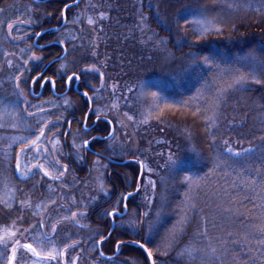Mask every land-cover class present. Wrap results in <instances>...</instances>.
I'll return each instance as SVG.
<instances>
[{"label": "trees", "instance_id": "16d2710c", "mask_svg": "<svg viewBox=\"0 0 264 264\" xmlns=\"http://www.w3.org/2000/svg\"><path fill=\"white\" fill-rule=\"evenodd\" d=\"M88 2L89 0H82L80 7H74L67 12L70 21L67 27L72 28L73 33L82 38L74 42L75 48L73 42H66L68 48L66 65L70 71L74 63L80 68L92 63L97 66L105 65L101 69L105 73V87L111 91L113 84L118 85V95L137 94L140 89L138 85L143 82L147 84V92L155 91L162 97L161 107L163 102L180 106L185 101L207 106L211 103L216 89L226 86L237 69L242 72L246 70L249 66L250 53L254 52L257 56L264 54V17L243 11L232 13L225 21L227 26L222 36L203 38L191 50L185 46L184 39L181 38H185L187 43H193L194 37L193 33L186 32L183 26L177 30L175 23L177 13L182 9L197 12L208 9L210 16L222 17L227 12L223 0H143L142 9L141 0H91L92 3L103 4V10L107 12L109 19L99 22L95 29L87 25L86 19L82 25L73 26L71 24L73 19L70 17L81 16V10ZM65 4H69V1L52 0L40 4L32 0H0V9H4V12L0 13V21H3L0 24V62L3 64L0 73V106L9 104L11 106L15 91L14 84L10 82L15 67L11 69L7 66L3 53L15 52L19 56L20 48L27 47L23 40L13 41L8 36L7 22L25 20L31 16L33 18L32 27L29 29L31 36L36 31H44L54 23L60 24L62 18L59 13ZM157 5L159 20L155 18ZM140 11L149 17V28L145 32H141L137 26ZM88 14L93 13L90 10ZM233 24L236 30H233ZM27 27L26 24L20 26V33L22 34ZM153 33L158 34V37L153 36ZM67 34L65 28L64 35L68 36ZM13 35H16L15 27ZM150 36H153L151 41ZM28 38L25 37V40ZM157 38L168 41L166 48L156 43ZM178 40L180 43H177ZM93 41L98 47H92ZM93 51L97 53L95 57L92 56ZM189 51L208 55L216 66L209 71L206 66L190 64L183 59L184 53ZM44 54L47 57L58 55L60 49L57 47L47 49ZM15 63L14 60V66ZM129 87L135 91L129 93L127 91ZM104 94L108 95L107 92ZM145 104L146 102L144 106H140L135 102L126 110L139 119L141 113L145 112V108L143 109L146 107ZM218 115L217 128L210 130L215 134L214 137L205 133L201 119L191 115H187L186 118L172 115L169 110H165L159 119L154 112L149 118V123L139 129L131 122H128L130 124L128 128L117 126L127 158L139 159L152 169L155 168L156 161L159 162L158 159L164 165L163 162H166L169 155H172L175 161L174 167L166 163L160 175L153 178L157 181L155 202L151 206H145L148 203L146 201L143 206L134 205V209L138 211L135 215L139 214L146 221L145 228L149 220L154 221L152 238L157 242L173 228L179 227L181 220L187 217L183 231L178 234L175 248L170 250L168 255L159 257L163 264H185V258H182L179 252L194 235L204 230L205 225L213 236L227 237V232H232V238L238 243L230 244L229 247L243 254L249 245L241 237L248 230V225L258 223L255 217L261 214L259 207L262 203L261 190L259 184L253 190L246 181L264 175V140L260 139L264 136V85L248 84L242 89L231 90ZM3 134L9 133L6 130L0 131V135ZM229 147L233 152H241L242 155L239 157L230 155L227 151ZM248 148L253 151L245 152L244 150ZM8 159L0 156V161L3 162L0 165L7 167ZM224 160L233 162L232 167L225 169L228 172L227 176L218 171L212 177V185H223L233 194L236 203L228 204L227 198H224L223 203L232 207L234 212L224 213L219 207L221 201L211 193L205 192L200 193L196 208H188L184 195L188 190L185 178L199 180L217 163L222 165ZM155 212L160 213L158 218L153 217ZM145 213L147 215H144ZM16 220L20 227L25 223ZM8 222L11 224L10 215L0 217L1 225ZM122 233L118 230L111 237L113 256L116 255L114 244L120 240L126 241L121 245L119 257L112 264L121 262L131 264L132 260H138L136 259L138 256L145 264H150L142 249L127 242L134 235L130 232ZM251 247L256 248L254 241ZM103 251L109 254L105 251V245ZM253 254L259 255L258 251H254ZM97 262L105 264L100 260L98 252Z\"/></svg>", "mask_w": 264, "mask_h": 264}, {"label": "snow or ice", "instance_id": "6c2138e0", "mask_svg": "<svg viewBox=\"0 0 264 264\" xmlns=\"http://www.w3.org/2000/svg\"><path fill=\"white\" fill-rule=\"evenodd\" d=\"M76 7H80L82 0H74ZM227 12L224 16L219 15H209L208 9H201L200 11H191L187 9H182L176 15L175 23L177 30L183 26L184 30L193 33L194 42L187 43L185 38V46L190 50L195 48L196 44L209 33L222 34L224 28L227 26L225 21L229 19L234 12H252L258 16L264 17V0H223ZM39 6V5H38ZM71 5L65 4L63 10L59 13L65 28L68 32V36H65L59 27L36 31L34 37L29 36V29L32 27L33 18L31 16L27 17L25 20L10 21L7 22V32L8 36L13 40H23L27 47L20 48V55L17 56L15 52H4L6 64L9 68L13 67V61L15 60V67L18 70V75L13 77L15 91L13 95L16 97V103L12 106H0V129L7 130L11 129L16 132H27L28 135H8L0 136V153L4 157L9 158V166L14 160V173L18 174V177L22 181H26L32 178L40 177L41 179L47 178V181L51 183L48 184V191L50 193H55L60 191L61 197L66 200L63 205L57 204V199L49 197V203H41L39 207H49L51 205H57L55 211H60L61 209L65 213L62 219H57L55 224H51L49 232L40 231L36 234H32L36 229H44L45 221L41 219L37 224H32L28 228L21 229L17 227V220H13L11 225H5L0 227V255H3L5 264H27V259L29 257H34L32 264H78L80 259L79 255L75 257H68L69 249H75L79 241H74L68 243L66 241L56 240L57 236V225L63 223L64 221H70L73 223H79L81 219L87 217V205L83 203V200H77L75 196H65L61 191L64 187L68 186L66 183V175L69 173V164L63 162L64 153L58 150L57 145H59L60 140L56 133L61 127H63V113L61 112L57 115L52 112L51 109H58L62 106H71V100L67 97L59 98L60 102L47 101L41 104H33L28 100L29 95L34 93L30 88L26 90L28 84L36 85L37 81H40V87L43 88L45 84H50L52 89L56 88V80L49 77L44 68H38V74L34 77H25V72H32L30 64H42L44 57L37 55V51H43L46 45L39 43L40 37L45 35L46 31H51L54 34H58L57 38L52 40L50 44H59L63 49L65 54L64 58L68 55V48L66 47V42H73V47L75 48V41L81 39L82 37L77 36L73 33L72 28H68L69 17L67 15L68 10ZM140 8H143V0H141ZM151 8V5H149ZM93 14H88L89 11ZM4 9H0V13H3ZM156 19L159 20V5L156 6ZM187 12V14H185ZM52 15V13H48ZM191 17V18H189ZM86 19L87 25L93 27L101 22L109 19V16L105 10H103V4L92 3L91 0L85 5L81 10V16H77L71 21L73 26H80L84 23ZM148 20L149 17L144 15L143 11H140L138 27L141 32L148 30ZM3 21H0L2 24ZM27 25L28 27L24 29L23 33H20V26ZM16 28V35H13V28ZM233 30L235 25H232ZM82 30V29H81ZM153 36L158 37V34L153 33ZM153 36L149 37V41L152 40ZM25 37L29 39L25 40ZM156 43L158 45H163L165 48L168 41L163 38H157ZM180 43V40L177 41ZM92 47H98L95 42H92ZM181 50V49H178ZM97 53L92 52V56L95 57ZM11 57V59H9ZM183 59L192 65H203L208 68L209 71L216 66L215 62L208 55H200L196 51H189L184 53ZM249 66L245 71H240L237 69L235 73L232 74L229 82L226 86L218 87L212 98V101L207 106H201L199 104H192L191 101H185L182 105L176 106L174 104H169L163 102V107H161L162 97L155 91H144V84L140 82L138 87L140 91L137 92L135 102H142L146 97H151L150 107L143 113H141V118L137 119L134 114H131L126 109L131 107L130 96H125L123 93L117 94L118 85L113 84L111 91L105 87V73L101 69L105 65L97 66V64L92 63L90 65L80 68L77 64L72 65V70L69 72L66 65L61 64L58 72H64L63 80L68 88H71L73 83L82 84L83 91L80 93L82 98L87 102L88 112L83 117L82 130L83 137H81V142L77 143L76 139H73L72 149L76 152L77 160H84L86 156V150L90 147L93 140L105 141L108 146L116 151L115 145L116 141L119 139L117 132L118 127L128 128L131 122L135 124L137 129L142 125L149 123V118L152 116L153 111H156V118L159 119L163 115L165 110L175 109L176 112L184 111L193 117L199 118L203 121L204 130L207 135L213 136L210 130L217 128V122L219 120V111L223 107V104L228 98V93L234 89H242L245 85H264V54L261 56L255 55L254 52L249 54ZM53 63H59V58ZM89 73H97L99 76V87L90 82H85L82 77L91 80L93 78L87 77ZM56 75L55 73L53 74ZM23 78V79H22ZM25 87H21V85ZM129 93L135 91L132 87L127 89ZM107 92L108 95L104 96L103 93ZM101 94V98L104 100L102 107L93 108L94 104H97V100L94 98L96 94ZM196 99V98H194ZM123 100V104L121 101ZM23 104V108L19 107V104ZM191 105V106H190ZM67 110V107L64 108ZM26 114V115H25ZM57 115V120L53 121L51 116ZM89 116L93 117L94 123L103 122L108 127L106 129L107 135L92 136L89 139L90 129H89ZM29 118L35 121L34 125L30 123ZM69 127H71L72 121H67ZM79 134V130H78ZM67 135V134H65ZM264 140V136L260 137ZM213 142H215L213 140ZM14 144H19V151L15 152L14 155L9 152L13 148ZM51 144L52 147L49 148L47 145ZM227 144V141H225ZM123 150V146H121ZM227 151L232 156H241V152H233L232 148H227ZM245 152H251L253 149L248 148L244 150ZM31 153V155H29ZM168 164L173 166L175 161L172 155L167 158ZM97 166L100 165V158L94 162ZM233 162L230 160H224L221 163H217L211 171H209L204 177L199 180H192L190 177H186V182L188 185V190L185 192V201L187 207L194 209L197 206V199L201 192L211 193L216 196L219 201H221L219 207L223 209L224 213H233L232 207L223 203L224 198H227L228 204L236 203L233 199V194L224 188L223 185L216 186L212 185V177L219 171L222 172L224 176L228 175L225 171L227 168L232 167ZM140 173L139 177L142 179L145 173L146 165L143 161L139 162ZM106 167V166H105ZM259 171V170H258ZM149 179L147 185H143L139 180L133 182L132 189L126 190L124 193L115 196L111 193V189L107 188L103 182L96 180L97 188L93 189V192H102L105 197L112 194L114 196L115 202L111 205L110 209H104V217L110 218L112 223H115L118 219L122 221L123 216L126 214L129 204L128 201L136 193H140L141 189H144L145 199L154 200L151 195L156 190V181L150 178L152 169H148ZM5 188L9 189L10 181L8 180L6 170H5ZM246 183L250 188L255 190L257 184H259L262 203L259 205L261 209V214L255 217L258 223H253L247 226L248 230L244 232L241 237L248 245L246 251L241 254L235 249L229 247L230 244H236L238 241L233 239V233L227 232V237L224 235H210L206 225L203 231L198 232L193 236L192 240L189 241L187 245L179 252L182 258H185V264H264V175L260 177L250 178ZM235 186V182H233ZM10 190V189H9ZM150 190V191H149ZM19 191H23L22 189ZM98 197L94 194L90 197L91 201H95ZM13 196L9 195L7 200H2L4 207L6 209H11V204L9 200H12ZM108 201H106L107 203ZM21 209L25 207H31L32 201L30 196L19 201ZM121 207L123 211H121ZM144 215H147L145 213ZM157 218L160 213L158 212ZM51 219V218H49ZM187 219L185 216L181 220L180 226L173 228L166 236H164L159 242L154 241L152 238V232L154 230V221L149 220L147 222V227L144 225L146 223L145 219L141 216H136L134 220L129 222V227L134 231V237L127 241L138 248L142 249L147 255V261L150 264H163L159 261L160 256L168 255L169 251L175 248V243L178 238V234L183 231L184 221ZM80 227H87L86 225H80ZM143 233V234H141ZM112 232H108L106 235L103 233H98L95 237H90L89 239L93 242V248L95 249L97 245H102L106 239L111 238ZM29 240L34 242H28ZM24 241V242H22ZM255 242L256 248L251 247L252 242ZM125 240H120L114 244L116 253L121 250V245L125 244ZM254 251H258L259 255H254ZM26 254V255H25ZM99 256L103 257V250H99ZM230 257V259H229ZM113 257H106L107 261H111ZM124 264V262H121ZM131 264H138L137 260H132Z\"/></svg>", "mask_w": 264, "mask_h": 264}, {"label": "flooded vegetation", "instance_id": "af4514ba", "mask_svg": "<svg viewBox=\"0 0 264 264\" xmlns=\"http://www.w3.org/2000/svg\"><path fill=\"white\" fill-rule=\"evenodd\" d=\"M49 1L51 2L52 0ZM68 1V5H71L70 9L76 7L74 0ZM75 17L77 16L72 15L70 19H75ZM63 24L64 23L62 20L60 24L58 22L54 23L44 30H51L57 27L61 28ZM61 31L64 33L65 27ZM57 35L58 34H54L51 31H47L44 36L40 37L39 43L46 45V47L43 49V51H37L36 54L43 56L44 61L39 65L30 64L29 66L32 68V72H25V77L32 78L36 74H38V68H44V70L47 72V75L56 80V88L52 89L50 84H45L44 87L41 88L40 81H37V84L34 86L28 84L26 86V90L30 88L34 93L33 95L28 96V100L33 104H38L42 101L47 100L56 101L57 103H59V98L61 97H67L72 102L71 106H62L61 108L51 110L57 115H59L61 112L63 113V127H61L56 133L57 137H59L60 140L57 148L58 150L63 151V153L65 154L63 157V162H67L70 169L69 173L65 177L66 183L70 187L66 186L61 191L65 196H75L78 201L82 199L83 203L87 205V217L81 219L78 224L66 221L58 224L56 240L58 243L60 241H66L68 243L79 241L78 246L74 250L69 249L68 251L69 258L79 255L80 259L78 261V264H102L97 262V252H99V245H97L94 249L93 242L89 238L95 237L98 233H103L106 235L108 232L112 231L113 223L111 222L110 218L104 217L103 210L110 209L115 200L112 194L105 197L102 192L97 191L94 193L93 189L97 188V184L95 183V181L99 180L103 182L107 188L111 189V193L115 194V196H118L119 194L124 193L126 190H134L132 189V184L137 180H139V182L144 185L145 173L143 178L141 179L138 175L140 173L139 159L131 160L130 158L126 157L124 148L123 150H121V146H123V143L118 132L117 135L119 139L116 141V151H113V149L109 147L107 142L105 141L93 140L90 147L86 150L85 159L79 161L77 160L76 152L72 149V143L74 138L76 139L77 143L81 142V137H83L84 135L82 130L83 117L88 112V106L87 102L80 95V93L83 91V85L74 82L71 88H68L63 80L64 72H58L61 64L66 65V58H64L65 54L59 44H50V42L54 40L55 37L57 38ZM34 36L35 34H31L30 37ZM54 47L60 49V54H53L50 57H47L44 52L47 49H53ZM58 58L59 63H53ZM14 67L15 66L13 64L12 68ZM54 73L56 74L55 76L53 75ZM18 74V70L15 67L14 76ZM14 76H12V79L10 81L13 84ZM87 77H91L93 79L88 80L85 77H82V79L85 80V82H90L99 87L100 81L97 73H89L87 74ZM21 87H25V85L22 84ZM103 95L105 96L104 93ZM94 98L97 100V104H94L93 108L102 107L104 100L101 98V94H96ZM15 103L16 97L14 96L13 104ZM19 107L23 108V104H19ZM65 107H67L66 111L64 110ZM57 115L51 116V119L53 121H56ZM93 119V117L89 116L88 124L90 134L88 138L91 139L92 136L107 135L106 129L108 126L103 122L99 124L94 123ZM69 120L72 121L71 127H69L67 124V121ZM29 121L34 125L35 121L31 120V118H29ZM47 146L49 148L52 147L51 144H48ZM17 151H19V147L14 149L12 154L14 155V153ZM29 155H31V153ZM98 157L100 158L101 163L97 166L94 162L98 159ZM135 166L138 168V170ZM7 169L9 170L10 174L9 181L11 184H13L16 190L15 197L18 201L17 204L14 205L15 207H13L16 214V217L14 218L22 222L25 221V227L32 224H37L38 221L44 219L45 228L42 230L36 229L32 234L34 235L40 231L49 232L51 224H55L57 219H62L65 213L62 209L59 212L55 211L57 205H51L49 207H39V205L41 203H49L50 196L57 199L58 205L65 204L66 200L61 197L60 191H57L55 193H50L48 191L47 186L51 182L47 181V178L41 179L40 177H36L26 181L20 180L18 174L14 173V160L11 163V166H8ZM21 189L23 190L22 192L19 191ZM94 194L98 198L95 201H91L90 197H92ZM26 195L30 196L32 206L21 209L19 201L21 199H24ZM106 201L108 202L106 203ZM128 204L129 208L125 216H123L122 221L128 220L129 216H133L135 215V213H138V211L134 209V205L143 206L144 189L142 188L140 193H136L132 198H130ZM130 206H132V208ZM121 211H123L122 207ZM136 216L140 215L138 214ZM122 221L120 219L116 221L115 232H118L119 230L123 232L122 234H128V229L125 230L118 227V224ZM80 225H86L87 227H80ZM28 242L34 241L29 240ZM104 245L105 251L109 252V254L104 253V257L99 256V258L105 264H112L114 260H116L119 256L114 258V256L111 255V238L104 241V243L101 245L102 250ZM109 256L113 257L111 261L106 260V257ZM0 264L5 263H2L0 261Z\"/></svg>", "mask_w": 264, "mask_h": 264}, {"label": "rangeland", "instance_id": "374dc122", "mask_svg": "<svg viewBox=\"0 0 264 264\" xmlns=\"http://www.w3.org/2000/svg\"><path fill=\"white\" fill-rule=\"evenodd\" d=\"M68 35V34H67ZM220 36H222V34H217V33H209V34H207L204 38H209V37H220ZM2 67H3V64H1V62H0V73H1V70H2ZM7 69H9V68H7ZM147 84H144V91H146V86ZM139 91H140V89H139ZM138 91V92H139ZM147 92V91H146ZM127 96H130L132 99L130 100V103H131V107H132V104H134L135 103V98H136V94H130V95H127ZM47 101H49V100H47ZM47 101H42V102H40V103H38V104H41V103H44V102H47ZM163 101V100H162ZM144 102H146V107H147V109L150 107V105H151V103H152V101H151V97L149 96V97H146L142 102H137V103H139L140 104V106H144ZM124 102H123V100L121 101V104H123ZM12 105H14V104H12ZM11 105V106H12ZM9 106H10V104H9ZM146 107H143V109L145 108V111L147 110L146 109ZM51 110H54V109H51ZM171 113H172V115L174 114V115H178V116H182V117H187V115L188 116H190L188 113H186V112H184V111H181V112H176L174 109H172V110H169ZM154 112H156V111H153V113ZM152 113V114H153ZM0 131H4L3 129H0ZM6 132H8L9 134H3V135H0V136H8V135H24V134H28L27 132H16V131H13V130H11V129H7L6 130ZM17 147H19V144H14L13 145V148L12 149H10L9 150V152L10 153H13V150L14 149H16ZM0 156H3V154L2 153H0ZM159 158V157H158ZM158 163H157V161H156V163L154 164V166H155V168H151L152 169V173H151V175H150V178L151 179H153V178H155V177H157V175H160V173H161V169L162 168H164V165L166 164V163H168V161L166 160V162H163L164 163V165H162V162L160 163V160L158 159ZM1 162H2V160L0 161V164H1ZM3 163V162H2ZM6 164V163H5ZM8 164V165H7ZM6 165H7V167L9 166V159H8V163H7ZM7 167L5 166V168L3 167V166H1L0 165V201H2V200H7L8 199V196L9 195H11V196H13V199L12 200H9V203L11 204V209L9 210V209H6L5 207H4V204L2 203V202H0V217L3 215V216H5V217H7L8 215H10V219H11V224H12V222H13V220H16V218H14V217H16V214H15V212H14V209H13V207H15L14 205H16L17 204V200H16V197H15V195H16V190H15V188H14V186H13V184H9V189H6L5 188V175H4V173H5V170H6V174H7V177H8V180H9V170L7 169ZM150 168V166H148V165H146V168H145V182H144V185H147V182H148V179H149V173H148V169ZM159 169H160V171H159ZM154 181H156L155 179H153ZM156 185H157V181H156ZM150 191V190H149ZM157 186H156V190H155V192L154 193H152L151 195L154 197V200H146L145 199V194H144V201H146V202H148V203H146L145 204V206L146 205H148V206H151L152 205V203H154L155 202V199L157 198ZM158 212H155L154 213V215H153V217L155 216H157L156 214H157ZM133 215V214H132ZM135 217H136V215H133V216H129L128 218V220H123L122 222H120L119 224H118V227L119 228H122V229H128L129 230V232L131 233V234H133L134 235V231H133V229L132 228H130L129 227V222L130 221H132V220H134L135 219ZM66 222H70V221H66ZM9 222H8V224H6V225H11ZM19 224L17 223V227H19V228H21V229H24V228H28L29 226H24V224L22 225V227H20V226H18ZM3 226H5V224H0V227H3ZM73 228V227H72ZM23 242V241H22ZM26 255V254H25ZM35 258L34 257H29V259H28V261H27V263L28 264H32V260H34ZM136 259H138L137 261H138V264H145V262H144V260L141 258V257H136ZM0 261L2 262V263H5V260H4V257H3V255H0Z\"/></svg>", "mask_w": 264, "mask_h": 264}, {"label": "water", "instance_id": "95a60500", "mask_svg": "<svg viewBox=\"0 0 264 264\" xmlns=\"http://www.w3.org/2000/svg\"><path fill=\"white\" fill-rule=\"evenodd\" d=\"M34 2H37V3H42V4H45V3H47V1H42V2H38V1H36V0H34ZM65 27V25L63 24V26L60 28L61 30L63 29ZM47 32V31H46ZM45 32V33H46ZM125 216V215H124ZM115 229H116V222L115 223H113V229H112V234L115 232ZM99 250H101V245H99ZM119 255V253H117L116 254V256L115 257H117ZM104 257V256H103ZM150 263V262H149Z\"/></svg>", "mask_w": 264, "mask_h": 264}]
</instances>
